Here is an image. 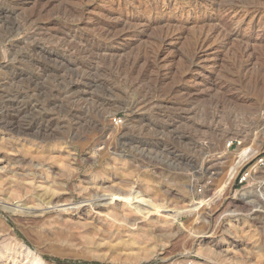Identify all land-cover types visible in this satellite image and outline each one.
Returning <instances> with one entry per match:
<instances>
[{"label": "rangeland", "instance_id": "obj_1", "mask_svg": "<svg viewBox=\"0 0 264 264\" xmlns=\"http://www.w3.org/2000/svg\"><path fill=\"white\" fill-rule=\"evenodd\" d=\"M24 1L21 15L5 16L11 3L0 0V264H34L27 247L46 264H264L263 204L223 188L237 157L230 142L264 149V57L253 60L263 48L251 42L245 54L237 38L218 45L228 31L248 30L231 11L243 2L264 9V0H59L42 16L53 29L34 38L22 19L36 10ZM76 1L89 23L118 22L107 12L135 6L192 7L195 17L198 1L220 7L224 28L199 60L206 67L189 62L193 25L170 49L172 64L152 62L162 26L112 58L100 48L113 44L89 23L57 43L60 12ZM206 181L213 186L199 192Z\"/></svg>", "mask_w": 264, "mask_h": 264}, {"label": "bare ground", "instance_id": "obj_2", "mask_svg": "<svg viewBox=\"0 0 264 264\" xmlns=\"http://www.w3.org/2000/svg\"><path fill=\"white\" fill-rule=\"evenodd\" d=\"M58 1L59 0H33L32 1V4H33L32 9H35L36 11L32 10V11H34V13H32L31 15H29L28 17L25 16L27 18V19L25 18L26 20L25 19H22V20L25 22L24 25L28 26L27 28L31 30L30 32H32L33 38L35 36H38L40 34L45 33L46 31H51L53 29L52 28L53 27L52 25L54 24V21H51L52 19L51 20L49 19L46 22H43L42 16L45 13H47V11H48L49 8H52L51 6H55L53 4H55ZM205 1H207V0H205ZM220 1H221L220 3H222L223 0H220ZM228 1H226V3ZM23 2H26V1H24V0H10V3H11V6L10 7H11L12 12H10L11 10L10 11H5L4 10L3 14L5 16H7V14H13V15L14 14H17L18 15V14L22 13L23 12V10H22ZM80 2H83V4H84V1L81 0V1H79V3ZM229 2H231V0ZM229 2L227 4H229ZM261 2H259V4ZM79 3L77 2L76 5L71 6V7L68 6V8H66L64 10L62 9L64 12L62 11V12H60L61 15L59 14L62 17V20H63V23H64V26L61 29L60 28H57V30H55L56 31L55 33H57V34L58 33L64 34V37L57 38V41H58L57 43H59L60 45L67 43L68 40L74 39L75 36L73 37L72 35L73 34H78L81 30L86 29L85 25H87V23H89V22H87L88 19L86 17L87 15H89V13L87 12V7H86V5H83L82 3L79 5ZM217 3L220 5L219 1ZM243 3H242V5H244V6H242L241 8H238V10H240V11H238L237 9H235V11L234 10L231 11V13H235L236 12L237 14H235L233 17L228 16L227 18H230V20L231 19L234 20V17L236 15H240L241 23L242 22L245 23L246 21H248V24H247L248 25V30L245 32V34H241V31L242 30L241 31L240 30H237V29H234L232 31L230 30V32L228 31L229 33L227 32V35L224 33L225 35L223 37H225V36L226 37L223 40L220 39V41L221 40L222 41L220 43H218V45L220 46L219 48H221V47L224 48L227 45L231 44L230 41H232L233 38H237L239 40V41H237V42H239V44L238 43L237 44L240 46L241 50H243V52H245V54H246L247 52H250V47L253 46L252 45L253 43H251V42L259 43V46L261 45V47L263 48V52L260 51L258 54L256 53V55L253 54L254 55V57H253L254 59L252 58L253 60H255V63H257V62H259L261 60V58L264 57V9L262 7H260L259 4H256V5L251 4L253 6H251V7L250 6L245 7V4H243ZM253 3H255V2H253ZM256 3H258V2H256ZM110 5H113V4L111 3ZM189 5H191V4L189 3ZM199 5L202 8H200ZM205 5H206V3H204V5H202V3L200 4L198 1H195L194 5H193L195 7V9L197 7H198L197 9L200 8V10L198 12H197V10H194V12H196V16L195 17H191V11L193 10V9L191 10L192 7H190V9L182 8L181 10H179V12H177L178 9H179L177 7V8H175V12L173 11V14H172L170 12H167V11L163 10V9L162 10H159V11L153 12L151 9H148L149 7L148 8H144L142 6L143 8H137L138 6H135L134 10L132 9L131 11H127L126 14H124V15L122 14L123 16L120 15V13L119 14H114V12H112L114 10H112V11L107 12V13H109L108 15H111L109 17V19H111L113 15H117L116 19L118 18V22H112V21L110 22V21H107V20H106L107 21L106 22V21H103L101 19H96V20H93L91 23H89L91 28L88 31L89 32H93V33H97L99 35H102L105 38L104 40H108V41H110L113 44L110 47H103L102 49L100 48V52L106 54V56H109L107 53H113L112 58H114V56L115 57H120V55H119L120 53H118L116 51H113V49H115V50L116 49H118V50L122 49L123 52L124 51H127L132 46H135V43L137 44V42L139 41V39L141 38V36L143 34H145L151 27H154V26H160L161 27L162 26L164 28L163 29L164 31L163 30H161V31L164 32V35L160 36V39H159V42H158L159 43V50L156 53L155 57L153 58L152 62L154 64H156V65H159V64H163L164 65V64H172L174 62L175 58H177L176 53H173V55H171L172 51L171 52H169V51H170V49L173 46H175V44L177 42H179V40H181L183 38V36H184V29L187 28L189 25H193V28H194V26H197V27H199V30H198L197 35H194V42H193V46H192L193 49L195 50V53H193V55L190 57V59H189L190 61L188 60L192 66H195L196 67V66L202 65V64H200L201 61H199V60L202 59L201 57H202V55H204L205 51L210 48L211 42L214 39L216 40V38H217L216 35H219L220 30L224 28V27L222 28V25L223 24L222 25L219 24V21H220L219 19L220 18L219 19L218 18L216 19L218 13L221 10L220 7L219 8L218 7L216 8V12H210V10L207 8V6L205 8ZM186 6H188V5H186ZM63 7H65V6L63 5ZM133 7H134V5H133ZM8 10H9V8H8ZM32 11H30V12H32ZM119 12H120V10H119ZM57 13H59V12H57ZM16 17H19V16H16ZM221 17H223V16L221 15ZM105 19H107V18L105 17ZM111 20H113V19H111ZM18 22H19V20L17 21V23ZM20 22H21V20H20ZM225 23H226V21H225ZM237 23H239V22H237ZM226 24H228V23H226ZM15 26H17V25H15ZM21 26H19L20 29H22ZM232 27H234V26H232ZM20 31H22V30H20ZM224 31H225V29H224ZM249 31L256 32V37H253V34H251V32H249ZM13 33H16V32H13ZM17 33H18V30H17ZM15 35H17V34H15ZM65 35L70 36V37H67ZM221 35H223V33ZM219 37H221V36H219ZM26 39H27V42H29L28 41V38H26ZM10 40H12V39L10 38ZM235 40L236 39H234V42H235ZM27 42H26V44H27ZM31 43H32V41H31ZM239 46H237V49L239 48ZM104 54H103V56H105ZM251 55H252V53H251ZM217 60H218V58L216 56H215L214 59H212V63H211V64H213L212 67L213 66L214 67H217L218 66ZM135 61H136V64H137V63L141 62L142 59H141V57H138L137 60L135 58L134 62ZM251 61H249L247 64H245L246 67L244 66L245 67L244 70H247V68L252 65V63L254 61H252V63H251ZM202 67H206V66L205 65L204 66L202 65ZM248 71L249 70H247L246 73H248ZM211 81H212V78L211 79H208V81H206V84L207 83H211ZM208 89H210V87ZM199 91H200V89H199ZM199 91H198V93H199ZM88 92L89 91H84V93H85L84 95H88L89 94ZM89 96H91V95H89ZM220 132L221 131H219V129L217 127L216 128L215 127L214 128H211V135L214 138H219L221 136V134H222ZM242 136L243 135H241V137ZM243 153H245V150H244ZM233 168H234V166L232 167V170H231V175H230L231 178H234L235 177V170H233ZM223 188H226V185H224ZM49 198H50V200H52V199L57 200L59 197H57L55 195H51ZM82 207L83 206H80V208H82ZM31 249L32 248H28L27 247V251H28L27 254L31 258V260L34 262V264H46V262H44V260H42V258L40 257L41 253H39L40 254L39 255L38 253H34L33 251H31ZM35 252H37V251H35Z\"/></svg>", "mask_w": 264, "mask_h": 264}, {"label": "built area", "instance_id": "obj_3", "mask_svg": "<svg viewBox=\"0 0 264 264\" xmlns=\"http://www.w3.org/2000/svg\"><path fill=\"white\" fill-rule=\"evenodd\" d=\"M244 150L245 153H243ZM227 151L236 153L237 157L235 163L228 167L229 171L226 173L227 178L225 182L226 189H231V195L240 196L243 201L251 203L258 201L263 204L262 213L264 214V149L253 144L245 145L242 141H232L227 145ZM226 163L221 162L218 168H224ZM233 166L236 168L235 177L231 178L230 175ZM206 173L211 176H216V173L213 175L209 171ZM212 186L211 181H206L198 191L203 192V190L211 188ZM237 187H241V189L237 190Z\"/></svg>", "mask_w": 264, "mask_h": 264}]
</instances>
